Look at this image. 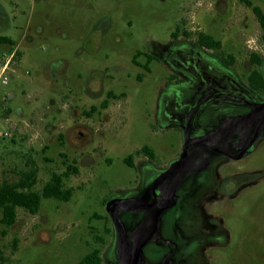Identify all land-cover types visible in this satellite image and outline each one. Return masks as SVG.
<instances>
[{
  "label": "rangeland",
  "instance_id": "374dc122",
  "mask_svg": "<svg viewBox=\"0 0 264 264\" xmlns=\"http://www.w3.org/2000/svg\"><path fill=\"white\" fill-rule=\"evenodd\" d=\"M249 1L264 12V0ZM201 33L222 51L197 45ZM262 35L242 0H0V37L14 42L0 44L8 78L0 79V187L41 192L54 173L78 169L65 179L75 190L69 202L44 199L37 215L18 209L11 228L0 209L5 264H79L95 249L103 264H124L127 247L108 202L151 199L187 139L217 135L234 154L238 124L253 129L264 113V93L248 85L252 70L264 75ZM101 83L128 97L95 114L100 101L89 95ZM144 147L155 165L142 163ZM233 173L244 174L243 185L223 199L219 189ZM162 190L175 192V207L111 208L131 264H264V123L238 161L190 145L186 166Z\"/></svg>",
  "mask_w": 264,
  "mask_h": 264
},
{
  "label": "trees",
  "instance_id": "16d2710c",
  "mask_svg": "<svg viewBox=\"0 0 264 264\" xmlns=\"http://www.w3.org/2000/svg\"><path fill=\"white\" fill-rule=\"evenodd\" d=\"M244 1L249 8L252 9L263 31L262 40L264 42V12L263 10L255 6L249 0ZM199 42L202 46L213 49L215 51H222V43L219 40L214 39L211 36L201 33L199 35ZM0 44L14 45V42L6 37H0ZM233 60V57H231ZM251 61L257 67L263 65V61L257 54L251 55ZM227 62V61H226ZM228 63V62H227ZM250 85L256 90H264V75L258 69H254L249 76ZM142 154L155 159L154 151L149 147L142 149ZM133 157L130 156L126 163L129 166L132 164ZM78 169L70 166L68 171L63 174L54 173L51 180L43 187L41 192L32 190L31 187L26 185L11 186L4 185L0 187V209L2 210L1 223L7 228L13 227L18 219V209H24L32 215H37L41 209L42 201L44 199H56L61 202H69L75 190L73 188H67L65 185V179L70 178L72 175H77ZM15 250H17V243L14 244ZM6 259L2 257L0 252V264H5ZM79 264H103V257L99 249L93 250L90 254L85 256Z\"/></svg>",
  "mask_w": 264,
  "mask_h": 264
},
{
  "label": "flooded vegetation",
  "instance_id": "af4514ba",
  "mask_svg": "<svg viewBox=\"0 0 264 264\" xmlns=\"http://www.w3.org/2000/svg\"><path fill=\"white\" fill-rule=\"evenodd\" d=\"M39 32L42 33V29H40ZM176 34L177 33L173 34L172 37H173V39L175 38L176 41H177L179 36H176ZM187 36H188V34L186 33V34H184L183 37L186 38ZM197 45H199L200 47H202L203 49H206V50H213V49H209V48H206V47L202 46L200 44V42H199V38H197ZM141 56H142V53H140V52H138L135 55V57L133 59V63L136 66H140L139 59H140ZM221 58H222L223 63L227 67H230V64H228L226 62V60H225L224 56L222 55V53H221ZM150 62H151V58H148L147 65L144 66V68H145V70L147 72L151 71ZM251 72H250V74H251ZM138 80L140 82H142L143 78L141 76H138ZM248 85H249L250 89L252 91L256 92L257 94L264 93V90H256L250 85L249 77H248ZM89 97L91 99L95 100V101H100L97 105H91V109H93L94 113L96 114V113H98V111L99 112L107 111L111 107V104H114V103L117 104L118 102L126 101L128 96H127V94L125 92H123L121 94H116L114 91H111V90L105 92L104 87H103V83H101V85L99 87V90L95 94L91 93L89 95ZM107 118H109V117L107 116ZM263 118H264V113L261 115V117L259 118L257 124L253 127V129L248 128L245 124H242V123L238 124V129H239V132H240L239 133L240 138L233 145L234 146V148H233L234 154H231L228 151H226V150H224L223 148L220 147V144L222 143V139L220 137H218L217 135H212L211 134V135H205V136H202V137H195L192 140H200V141H202V143H193L191 145H196L198 147L207 149V150H209L211 152L223 155V156H225V157H227V158H229L231 160L238 161V160L242 159L245 156V154L248 152V150L253 146L255 141L260 136L262 125L264 123V120H262ZM255 137H256V139L253 141V139ZM139 156L143 160L142 163L147 162V163H152L153 165H155V161H154L155 159L152 160L150 157H148V156H146L144 154H140ZM181 157H182V155H181ZM181 157L179 158V160L181 159ZM186 161H187V159L185 160L184 164L181 166V168L179 170L183 169V167L186 166ZM132 167H134V166H132ZM161 176H159L158 179H160ZM243 178H244V174L243 173H233L231 176H227L226 179L224 180L223 184L221 185L218 193L221 195V197L223 199L231 197L232 195H234L240 189L241 185H243L242 184V182L244 181ZM164 181H162L156 187H154V185L156 183L155 182L154 185H152L153 187L152 186L150 187L152 198L147 200L146 202H151L155 206L146 207V208L155 209V210H157L159 212V211L167 210V209H165V207H168V206L172 205L170 208H173V207H175L177 205L178 197H176V194H175V192L173 190H162L161 193H157V188ZM174 198L176 199L175 203H173V201H172V199H174ZM130 204H132V203H130ZM170 208H168V209H170ZM137 258H138V255H137ZM137 258H135V260L138 262ZM133 261H134V254H133L132 262Z\"/></svg>",
  "mask_w": 264,
  "mask_h": 264
},
{
  "label": "water",
  "instance_id": "95a60500",
  "mask_svg": "<svg viewBox=\"0 0 264 264\" xmlns=\"http://www.w3.org/2000/svg\"><path fill=\"white\" fill-rule=\"evenodd\" d=\"M262 120H264V118ZM255 139H256V137L253 139V141ZM193 143H202V141L187 139V141H186V143L184 145L183 155H182L181 159L179 160V162L176 163L173 167H171L166 173H164L160 177V179H158L156 181L154 187H156L159 183H161L162 181L167 179L169 176H171L172 174H174L175 172H177L181 168V166L184 164L185 160L187 159L189 146L191 144H193ZM175 200H176L175 198L172 199L173 203H175ZM114 206H117V207H119L120 209H122L124 211H132V210H134L136 208L152 207V206H155V205L153 203H151V202H140V203L135 202V203L128 204V205H123L122 202L120 200H118V199H114V200H111L110 202H108V205H107L108 212L110 213V215L113 218L117 228L119 229V232L121 233V236L123 237V240H124V242L126 244L127 251H128L127 257L125 259L122 258L121 261L124 264H131V262L133 260V250H132V247L130 245L129 239H128L127 235H126V232H125L122 224L120 223V221L116 217V215L111 211V208L114 207ZM171 206L165 207V209H168ZM138 258H141V257L138 256Z\"/></svg>",
  "mask_w": 264,
  "mask_h": 264
},
{
  "label": "built area",
  "instance_id": "2783aa9c",
  "mask_svg": "<svg viewBox=\"0 0 264 264\" xmlns=\"http://www.w3.org/2000/svg\"><path fill=\"white\" fill-rule=\"evenodd\" d=\"M6 73H7V67H4L1 70V73H0V79H2V81H3L4 84H7L8 83V78L5 77Z\"/></svg>",
  "mask_w": 264,
  "mask_h": 264
}]
</instances>
